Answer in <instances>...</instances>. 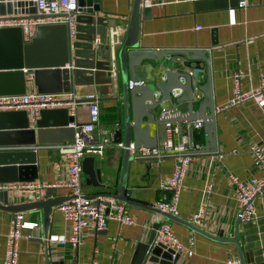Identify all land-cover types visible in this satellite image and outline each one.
Instances as JSON below:
<instances>
[{"label":"crops","instance_id":"crops-1","mask_svg":"<svg viewBox=\"0 0 264 264\" xmlns=\"http://www.w3.org/2000/svg\"><path fill=\"white\" fill-rule=\"evenodd\" d=\"M149 6L146 18L140 17L139 44L144 48L210 47L211 88L215 119L216 152L195 154L182 179L176 205V216L190 221L206 233L219 239H234L251 264H264V218L239 222V205L235 189L228 175L248 181L262 173L259 163L248 152V145H264V107L261 109L253 98L228 105L234 89L240 93L260 87L264 81V0H245L246 6L238 8L239 0H143ZM5 2V1H3ZM132 0H101L105 11L114 13L119 32L124 35ZM36 15V14H35ZM198 26L199 28H195ZM215 40L216 44L211 45ZM167 61L170 56H166ZM175 57L174 59H177ZM137 70L140 67L136 68ZM237 78V83L234 82ZM199 83H202L199 82ZM34 89L26 83L25 91ZM72 93L76 105L74 123H82L87 117L85 94L94 93L98 107V121L93 134L101 135L103 129L119 127L123 120V107L119 99L120 86H75ZM264 96V90L262 89ZM201 98L202 93L196 92ZM167 109V106H163ZM184 108V107H182ZM196 108V104L193 107ZM183 131L185 122H177ZM154 127L150 126V133ZM157 145L165 138L164 124L156 128ZM192 141L202 149L208 142L204 127L191 130ZM186 135V134H185ZM69 142V141H68ZM23 149L22 146L7 149ZM29 148V147H26ZM37 177L34 182L57 184L65 179V156L60 144L35 145ZM94 167L110 176V188H97L82 182L84 195L96 193L114 194L120 169L121 149L108 146L101 155L94 156ZM134 158V157H133ZM174 159H133L128 162L125 175V195L132 193L137 203L156 207L157 201H165L168 193L160 182L171 172ZM24 165V164H22ZM81 178L84 176L82 174ZM83 181V180H82ZM210 192L205 193V187ZM52 187V186H51ZM53 196L66 198L63 187L54 186ZM9 203L28 200V193L9 189ZM45 195L42 199H45ZM207 200L205 214L198 223L191 218L196 214L202 199ZM32 199V198H31ZM260 214L261 196L253 200ZM133 219L131 225L106 220L104 229L81 233L82 242L77 248L59 244L58 240L69 235V227L56 206L51 208L46 233L42 227L40 210L24 211L28 221L37 222L31 230H22L18 239L16 264H130L137 243L145 242L153 224L164 222L181 244L179 257L172 264H225L227 259L239 263L236 247L227 240H215L198 233L184 224L165 220L149 209L125 205ZM12 215L0 211V264L4 253L5 233ZM29 234L30 237H24ZM49 238L45 241L44 238ZM244 258V257H243ZM159 264V263H146Z\"/></svg>","mask_w":264,"mask_h":264},{"label":"water","instance_id":"water-1","mask_svg":"<svg viewBox=\"0 0 264 264\" xmlns=\"http://www.w3.org/2000/svg\"><path fill=\"white\" fill-rule=\"evenodd\" d=\"M77 6L71 44H68L63 23L37 25L29 42L22 40L19 26L0 27V95L23 94L26 83H30L37 93H67L75 86H113L118 83L120 95L114 99L122 103L123 120L121 127L116 125L112 130L114 143L122 142L127 146L131 142L136 149L155 148L158 125L200 121L208 142L193 153L216 152L218 111L214 109L212 99L210 47L154 49L140 46L139 13L142 19L150 13L143 0H132L122 37L120 24L114 18L116 15L105 11L101 0H77ZM35 14L32 0H0V16L25 18ZM210 44L215 45V40ZM166 56L171 57L169 61ZM29 74L31 80L27 78ZM196 92H201L202 97ZM73 121L65 107L40 109L33 122L24 110L0 111V182H33L37 177L36 149L33 147L36 144H65L72 140L73 128L68 123ZM150 126L154 127L151 133ZM188 135L191 140V131ZM16 146L24 148L7 149ZM94 159V156L82 158L84 178L81 183L100 189L110 188L109 174L94 167ZM133 159L142 158H133L126 148L121 149L115 193L105 194L124 205L149 209L162 216L164 221L184 224L206 237L227 240L235 245L239 264H251L252 260H247L234 239L214 237L175 214L135 202L132 193L125 195L126 168ZM54 189H46L45 199L33 200L28 195L27 201L14 203H9L12 198L9 190H0V211L13 216L16 212L40 210L46 233L51 208L65 199L51 197ZM158 224L152 225L145 242L136 244L130 264H172L177 260L178 251L160 243L152 244Z\"/></svg>","mask_w":264,"mask_h":264},{"label":"built area","instance_id":"built-area-1","mask_svg":"<svg viewBox=\"0 0 264 264\" xmlns=\"http://www.w3.org/2000/svg\"><path fill=\"white\" fill-rule=\"evenodd\" d=\"M35 4L36 15L25 18H15L0 16V27L19 26L21 38L24 42H29L35 32V27L39 24L63 23L66 26V38L68 44L72 43L74 35L75 15L77 12V0H32ZM144 2V1H143ZM146 4V2H144ZM246 6L245 0L237 2L238 8ZM199 28L198 26L195 27ZM31 80V74L27 76ZM237 83V78L234 77ZM131 85V83H129ZM264 81L260 82V87L252 89L250 92L240 93L234 89L233 96L229 99L228 105H233L247 98H253L261 109L264 107ZM83 100L87 103V117L82 123H68L73 128V138L65 144H60V151L65 156V179L57 184H40L38 182H17L1 183L0 190L18 189L28 193L33 200H40L45 195L48 187H63L66 190V198L56 205L57 210L62 214L64 221L69 227V235L58 240L59 244H69L72 248H77L81 242V233L89 228L92 231L104 229L106 220H114L119 224L131 225L133 219L126 210L125 205L105 193H97L92 197L84 195L81 191V160L85 156H99L108 146L119 149L126 148L134 158L159 161L165 157L174 159L170 174L160 182V187L167 191L168 196L165 201H157L156 207L163 211L176 214V205L181 189L182 179L187 166L193 160V152L199 147L189 140L188 132L193 128L202 126L200 121L185 122L182 131L175 122H165V138L160 146L151 149H136L130 142L123 146L122 142L114 143L112 139V129H103L101 135L93 134L94 126L98 121V107L96 95L94 93L85 94ZM79 103L75 95L67 93H37L34 89L25 91L23 94L0 95V111L24 110L31 122L39 116L40 109L65 107L68 114L75 115L76 105ZM163 113V112H162ZM186 134V135H185ZM248 152L259 163L262 173L259 177H252L248 181L238 180L233 175H228L230 182L235 189V197L239 205L237 220L239 222L253 221L258 216L264 218V145L261 143H251L248 145ZM205 193L210 192V186L204 189ZM261 196L263 204L260 214L256 212L253 200L256 196ZM207 206V200L200 201L196 214L191 218L193 223L202 220ZM37 226V222L28 221L24 218L23 212H16L12 216L9 228L5 233L4 253L2 264H16L18 255V239L22 237V230H31ZM24 237H30L26 234ZM45 241L49 238L45 237ZM160 243L171 249L178 251L181 244L172 233L166 223L158 224L152 244ZM91 264H95L93 261ZM225 264H239L234 259H227Z\"/></svg>","mask_w":264,"mask_h":264}]
</instances>
